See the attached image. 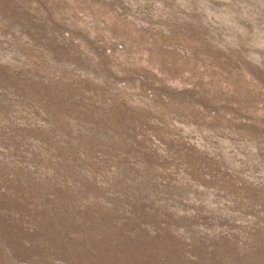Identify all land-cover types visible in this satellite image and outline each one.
Listing matches in <instances>:
<instances>
[{
    "label": "rangeland",
    "instance_id": "1",
    "mask_svg": "<svg viewBox=\"0 0 264 264\" xmlns=\"http://www.w3.org/2000/svg\"><path fill=\"white\" fill-rule=\"evenodd\" d=\"M0 264H264V0H0Z\"/></svg>",
    "mask_w": 264,
    "mask_h": 264
}]
</instances>
